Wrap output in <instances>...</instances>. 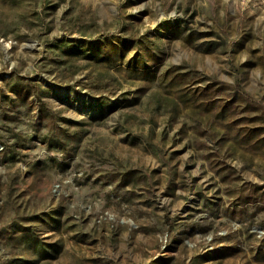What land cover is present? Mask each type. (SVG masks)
I'll list each match as a JSON object with an SVG mask.
<instances>
[{"label":"rangeland","instance_id":"rangeland-1","mask_svg":"<svg viewBox=\"0 0 264 264\" xmlns=\"http://www.w3.org/2000/svg\"><path fill=\"white\" fill-rule=\"evenodd\" d=\"M0 264H264V0H0Z\"/></svg>","mask_w":264,"mask_h":264}]
</instances>
